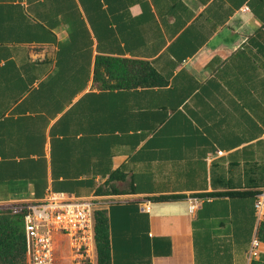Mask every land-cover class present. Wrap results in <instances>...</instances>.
<instances>
[{"label": "crops", "instance_id": "crops-1", "mask_svg": "<svg viewBox=\"0 0 264 264\" xmlns=\"http://www.w3.org/2000/svg\"><path fill=\"white\" fill-rule=\"evenodd\" d=\"M98 56L166 84L98 89ZM261 190L264 0H0L1 207L98 197L112 264H264Z\"/></svg>", "mask_w": 264, "mask_h": 264}, {"label": "built area", "instance_id": "built-area-1", "mask_svg": "<svg viewBox=\"0 0 264 264\" xmlns=\"http://www.w3.org/2000/svg\"><path fill=\"white\" fill-rule=\"evenodd\" d=\"M100 204L98 197L74 198L63 192L50 191L42 199L12 205L15 209L25 210L26 264H55L57 248L63 246L70 256V264H97L94 213ZM196 204L197 199H189L190 213L195 211ZM254 209L258 220H262L264 190L256 194ZM256 248L257 241L254 240L249 260L257 256Z\"/></svg>", "mask_w": 264, "mask_h": 264}, {"label": "trees", "instance_id": "trees-1", "mask_svg": "<svg viewBox=\"0 0 264 264\" xmlns=\"http://www.w3.org/2000/svg\"><path fill=\"white\" fill-rule=\"evenodd\" d=\"M93 81L101 90L153 88L166 84V80L146 61L105 56L95 59ZM6 208L8 210H0V264H26L25 210L14 206ZM94 240L97 264H112L109 223L104 210L94 213ZM257 241L264 243V218L257 229Z\"/></svg>", "mask_w": 264, "mask_h": 264}, {"label": "rangeland", "instance_id": "rangeland-1", "mask_svg": "<svg viewBox=\"0 0 264 264\" xmlns=\"http://www.w3.org/2000/svg\"><path fill=\"white\" fill-rule=\"evenodd\" d=\"M0 210L4 211V210H8V208L3 207ZM69 257L70 256L64 246L61 248H57L55 264H70Z\"/></svg>", "mask_w": 264, "mask_h": 264}]
</instances>
